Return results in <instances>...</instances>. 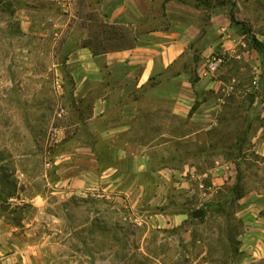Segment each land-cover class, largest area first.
Wrapping results in <instances>:
<instances>
[{"label":"crops","instance_id":"1","mask_svg":"<svg viewBox=\"0 0 264 264\" xmlns=\"http://www.w3.org/2000/svg\"><path fill=\"white\" fill-rule=\"evenodd\" d=\"M58 1L69 20L83 15L89 22L85 34L70 35L81 40L68 48L64 59L69 78L80 89L96 84L103 93L84 120L51 126L54 142H63L75 152L42 162L43 169L36 175L23 165L28 155L13 161L17 193L8 199L7 210L0 206V260L22 264L42 262L45 251L58 258L66 245L71 249L68 257L76 258L79 252L72 241L77 239L86 247L93 228L98 236L111 229V218L120 220L114 227L117 230L126 223L142 224L147 230L179 228L196 221L192 213L197 209L203 212L197 220H203L205 209L186 202L175 209L177 204L171 199L174 188L186 187L181 193L192 194L188 182L200 174L187 162L181 167L167 166L170 153L157 157V149L170 146L172 139L180 140L174 133L185 132V121L197 123L191 134L217 126L202 124L204 117L212 116V110L222 109L230 99L241 103L252 96L249 140L264 163V57L251 48L247 34L231 23L226 6L205 8L166 0L168 23L153 29V0ZM76 5L82 11L74 13ZM92 19L107 30L92 29ZM252 33L264 42L263 31L252 29ZM215 52L223 53L226 62L215 74H207L206 59ZM199 89L203 95L197 93ZM205 92L213 96L208 105H204ZM201 107L206 108L201 111ZM75 112L85 115L82 110ZM72 135L78 137L73 140ZM103 147L110 149L113 161H130L129 183L123 182L120 168H104L99 152ZM7 160L3 157L0 163ZM51 196L58 203L50 204ZM88 200H106L110 207L85 204ZM239 201L243 230L238 237L241 256L235 264L264 262V192L247 191ZM42 221L47 226L52 222L53 230L39 233ZM18 230L26 235L17 236ZM114 234L105 236L107 246L97 257L104 259V251L114 248Z\"/></svg>","mask_w":264,"mask_h":264},{"label":"rangeland","instance_id":"2","mask_svg":"<svg viewBox=\"0 0 264 264\" xmlns=\"http://www.w3.org/2000/svg\"><path fill=\"white\" fill-rule=\"evenodd\" d=\"M165 1L153 0V18L150 22L152 26L164 28L167 25L168 19L163 6ZM179 1L189 6L195 5L194 0ZM76 6L77 9L75 6L72 7L74 13L82 11L80 5ZM220 6H226L229 13L233 11L235 19L246 23L253 31L264 32V0H224V4ZM67 15L68 11L58 0H0V159L6 157L8 163L14 165L13 161H18L19 155H28L29 161L23 165L30 174L36 175L41 172L44 161H49L65 152H75L74 148L66 146L63 142H54L56 137L51 126L55 123L74 125L76 120H84L95 98L103 93V88L96 84H89L80 89L79 85L75 86L69 78L64 59L68 48L81 40V36L70 35L72 32L85 34L89 22L82 19L83 15L74 21L69 20ZM90 27L95 30H107L95 19L90 22ZM75 92L76 96H74ZM197 93L203 95L200 89ZM205 93L203 97L207 99V103L204 105H208L213 96L211 93ZM84 94V98H81ZM205 108L201 107L200 110L203 111ZM61 109L63 111H60ZM81 110L85 115L75 112ZM222 110L223 108L212 110L213 115L204 117L206 121L202 122L217 126L191 134L192 130L197 128V123L185 121V132L174 133L181 139H172L170 146L157 149V157L163 153H170L173 156L181 151L186 154L188 166L195 163L207 168L205 172L209 174L208 177L197 173L200 174L199 177L189 180L188 189H193L192 194L181 193L186 187L177 190L174 188L172 196L175 199L171 198L177 204L175 209L183 202L192 207L208 209L203 220L194 219L195 222H186L179 228L150 230L142 224L138 226L126 223L123 229L117 230L114 227L120 223V220L111 218L112 221H108L111 229H108L106 234L101 233L98 236L95 233L97 229L93 228L88 238L91 239V243L88 242L86 247H82L77 239L72 241L74 242L72 247L77 246L79 252L76 258L68 257V251L71 249L66 245L61 248L62 252L58 258L45 251L42 262L38 260L34 264H235L238 262L242 245L238 237L243 230L238 218L240 201L225 209L233 211L231 217L226 211L207 208L206 204L217 201L220 198L219 191L235 182L237 169L234 163L238 162L239 175L241 174L242 178L239 183L242 184L244 193L254 189L264 192V163L252 149L250 142L244 143L240 157L236 155L237 148L234 144L239 132L246 126L244 116H248L249 109L245 106H237L231 112L232 115L228 113L221 116ZM58 112L62 114L60 117L56 116ZM56 120L58 121L55 122ZM73 135V140L78 137ZM225 148L233 158L224 156ZM99 152L103 156L104 168L110 166L120 168L119 171L124 174L123 182L129 183L130 161L128 159L121 162L113 161L110 149L106 147L100 148ZM48 201L50 204L58 203L53 196ZM78 203L83 204L80 200ZM85 204L110 207L106 200L97 202L88 200ZM169 209L174 212L173 207ZM40 224L41 226L37 228L39 233H47L54 228L50 229L52 222L51 226H47L44 221ZM113 232L116 237V243L112 245L114 248L109 252L104 251L103 255H106L104 259L97 257L102 255L101 250H105L104 247L107 246L104 244L105 236L112 235ZM16 234L20 237L26 235L24 230H18ZM98 241L101 243L97 244ZM86 252L90 255L89 258L85 257ZM81 253L83 255L79 257ZM0 264H22V261L4 259L0 260Z\"/></svg>","mask_w":264,"mask_h":264},{"label":"trees","instance_id":"3","mask_svg":"<svg viewBox=\"0 0 264 264\" xmlns=\"http://www.w3.org/2000/svg\"><path fill=\"white\" fill-rule=\"evenodd\" d=\"M194 1H195L194 6L196 7L203 6L205 8H209L211 6H220L224 4V0H221V1L220 0L219 1L218 0H215V1L214 0H194ZM229 16H230L231 23L236 25L243 33L247 34L251 48L258 51L262 55V57H264V42L259 41L254 36V34L252 33V28L249 25H247L246 23L242 21H237L234 17L233 11L230 12ZM151 28L156 29L159 27L151 25ZM251 103H252V96L250 95H247L241 103H237L234 99H230L224 104L223 110L221 112L222 114L221 116L227 115L228 113L232 115L231 112L237 106L239 107L245 106L246 109L247 108L249 109L248 116L247 117L244 116V123L246 126L241 130V132H239V137L237 138L234 144L235 147L237 148L236 155L239 157H240L241 151L244 149V146H243L244 143L249 144L250 142L249 140V128L251 124L250 119H252V116H253V113H252L253 111H251V108H250ZM227 148L223 150L224 156H226L227 158H233L230 152L227 150ZM187 154L194 155V153L192 154L187 153ZM185 155L186 154L181 151L178 154L177 153L173 154V156L170 155L169 162L165 164L170 167L181 166L186 163L187 158L185 157ZM234 159L237 160L236 158ZM234 164L236 165V169H237V175L235 177V182L230 186H225V188L219 191L220 198L217 201L209 203L207 205V208L208 207L213 208L216 211H226L225 209L233 206L234 205L233 203L239 201L244 195V188L242 184L239 183L240 179H242L241 174L239 175L240 163L238 162ZM209 165H211V163H209ZM190 166L194 167L197 173H204L205 169H207V168H202V165L200 166L195 163L194 164L191 163ZM16 193H17V184H16V179L14 178V174H13V166L11 165V163L9 164L8 161L2 162L0 163V206L3 211L8 209V204H7L8 199L13 197ZM207 210L208 209H206V211ZM226 212L229 213L230 217L232 216L231 214H233V211H226ZM229 238L231 239L232 236L230 235Z\"/></svg>","mask_w":264,"mask_h":264},{"label":"built area","instance_id":"4","mask_svg":"<svg viewBox=\"0 0 264 264\" xmlns=\"http://www.w3.org/2000/svg\"><path fill=\"white\" fill-rule=\"evenodd\" d=\"M225 62H226V57L223 53L220 52L211 53L206 59V73L211 75L215 74Z\"/></svg>","mask_w":264,"mask_h":264},{"label":"water","instance_id":"5","mask_svg":"<svg viewBox=\"0 0 264 264\" xmlns=\"http://www.w3.org/2000/svg\"><path fill=\"white\" fill-rule=\"evenodd\" d=\"M202 215H203V212L201 209H197V210L193 211V213H192V216L196 219L200 218Z\"/></svg>","mask_w":264,"mask_h":264}]
</instances>
